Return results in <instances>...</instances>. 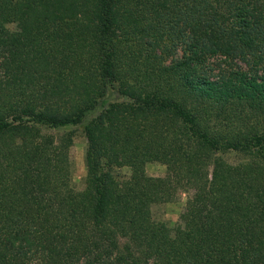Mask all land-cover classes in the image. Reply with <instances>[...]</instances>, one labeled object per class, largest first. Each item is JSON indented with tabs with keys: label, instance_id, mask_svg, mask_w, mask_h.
<instances>
[{
	"label": "trees",
	"instance_id": "trees-1",
	"mask_svg": "<svg viewBox=\"0 0 264 264\" xmlns=\"http://www.w3.org/2000/svg\"><path fill=\"white\" fill-rule=\"evenodd\" d=\"M118 25L158 41L190 31V56L135 74ZM212 56L260 75L213 86L185 73ZM115 80L123 100L85 126L76 190L63 129ZM152 161L165 176L146 175ZM181 194L177 223L155 221ZM0 264H264V0H0Z\"/></svg>",
	"mask_w": 264,
	"mask_h": 264
},
{
	"label": "rangeland",
	"instance_id": "rangeland-1",
	"mask_svg": "<svg viewBox=\"0 0 264 264\" xmlns=\"http://www.w3.org/2000/svg\"><path fill=\"white\" fill-rule=\"evenodd\" d=\"M145 29H147L145 27ZM133 32V31H132ZM123 31V26L118 25L116 29V41L119 40L121 48L125 51L121 62L129 68L133 73H137L143 69V65L150 63L153 60H158L164 65H172L177 62H182L190 56L192 37L190 31H168L161 41L155 39L161 31H137L132 33ZM152 33V35H151ZM152 36V38L150 37ZM139 39V41H138ZM133 50H140V53ZM260 66L254 63L253 60L241 61L231 60L224 56L208 57L200 64H192L186 66L185 73L208 83L223 84L231 80L247 78H256L260 75ZM85 81L87 85L92 86L98 84V77L93 71L86 72ZM119 81L115 80L111 84H107L103 96L99 98L96 108L89 112L78 126L66 127L63 130L73 131L74 138L70 147V157L72 161V184L76 190H81L84 187L86 177L85 167V151L87 148V140L84 134L85 126L96 116H98L110 103L123 100L118 92ZM250 120V119H249ZM251 124H255L253 121ZM217 128L223 127L221 122H212ZM221 157L230 164H236L243 159V156L238 154H224ZM166 164L163 161H152L145 164V173L149 177H163L166 174ZM121 173L128 176L129 168L125 167ZM186 196L181 194L176 201L154 205L152 207V216L155 221L164 222L169 227H173L183 210Z\"/></svg>",
	"mask_w": 264,
	"mask_h": 264
}]
</instances>
